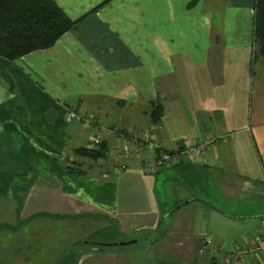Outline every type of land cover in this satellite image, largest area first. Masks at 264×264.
<instances>
[{"label": "crops", "instance_id": "obj_1", "mask_svg": "<svg viewBox=\"0 0 264 264\" xmlns=\"http://www.w3.org/2000/svg\"><path fill=\"white\" fill-rule=\"evenodd\" d=\"M54 1L76 28L16 62L0 58V203L19 201L22 216H107L124 239L159 229L152 249L179 227L180 246L196 243L192 262L155 264H227L239 252L246 264H264V253L251 251L264 242V58L255 56L254 0L250 13L214 0ZM158 100L164 114L153 124ZM155 125L166 152L208 145L151 173L156 154L141 145L137 156L122 152ZM95 135L106 159L76 153L94 149ZM72 163L87 174L68 172ZM208 237L214 244L201 253Z\"/></svg>", "mask_w": 264, "mask_h": 264}, {"label": "rangeland", "instance_id": "obj_2", "mask_svg": "<svg viewBox=\"0 0 264 264\" xmlns=\"http://www.w3.org/2000/svg\"><path fill=\"white\" fill-rule=\"evenodd\" d=\"M252 2L214 0L208 4H219L220 7L236 4L249 12ZM21 207L17 200L9 206L0 203V264H155L159 260L181 261L183 257L192 262L195 257L196 243L192 244L188 239L180 246L177 242L185 235L182 227L175 230L178 235L172 236L167 244L152 249L151 243L159 229L150 235L141 232L124 239L107 216L47 213L22 216ZM162 235L160 232L155 242H160ZM130 241L136 242L120 245ZM113 244L117 246L109 247Z\"/></svg>", "mask_w": 264, "mask_h": 264}, {"label": "trees", "instance_id": "obj_3", "mask_svg": "<svg viewBox=\"0 0 264 264\" xmlns=\"http://www.w3.org/2000/svg\"><path fill=\"white\" fill-rule=\"evenodd\" d=\"M76 24L54 0H0V58L16 62L32 52L51 48L64 34L74 30ZM253 27L254 42L258 47L255 56L264 58V0H254ZM151 108V122L158 124L164 106L158 100ZM76 153L99 161L107 158L108 148L101 142L94 149L79 148ZM73 164L67 166L68 172L87 174L72 167ZM114 246L117 244L109 247Z\"/></svg>", "mask_w": 264, "mask_h": 264}, {"label": "built area", "instance_id": "obj_4", "mask_svg": "<svg viewBox=\"0 0 264 264\" xmlns=\"http://www.w3.org/2000/svg\"><path fill=\"white\" fill-rule=\"evenodd\" d=\"M68 118L72 121H76L79 123L87 124L89 125L91 123L90 118H86L74 111L68 112ZM159 129L158 125H155L153 127V133L151 134H143L141 136H132V142L131 145L126 147L124 152H122L125 156H137L140 153V146L146 147L148 152H151L153 154L158 153V157L154 160L153 163L147 164L145 169L151 173L156 172L158 169L163 168L166 164H175V162H180L183 158H193L199 157L204 149L207 147V143L201 142L194 146H186L183 150L175 153L166 152L162 149L160 143L157 131ZM92 147H97L101 142V137L99 135H95V137L92 139ZM213 239L208 237L204 240L203 246L200 250L201 253L205 251L207 247H210L213 245ZM251 251L257 252H263L264 253V242H261L259 246H255ZM245 252H239L237 253L234 258L231 260L229 258L227 264H246V257Z\"/></svg>", "mask_w": 264, "mask_h": 264}, {"label": "water", "instance_id": "obj_5", "mask_svg": "<svg viewBox=\"0 0 264 264\" xmlns=\"http://www.w3.org/2000/svg\"><path fill=\"white\" fill-rule=\"evenodd\" d=\"M136 241H130V242H123V243H120L121 246H124V245H130V244H133L135 243Z\"/></svg>", "mask_w": 264, "mask_h": 264}]
</instances>
